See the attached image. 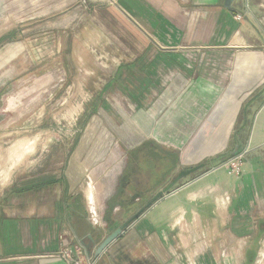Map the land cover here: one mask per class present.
Returning <instances> with one entry per match:
<instances>
[{"label": "crops", "instance_id": "crops-1", "mask_svg": "<svg viewBox=\"0 0 264 264\" xmlns=\"http://www.w3.org/2000/svg\"><path fill=\"white\" fill-rule=\"evenodd\" d=\"M224 1L79 0L66 16L70 37L79 32L75 18L105 22L113 44L102 45L132 51L142 78L180 73L162 92L174 96L151 134L176 148V163L161 178L174 167L203 165L123 228L98 264H252L257 258L264 233V0H231L230 8ZM8 30L0 27V38L13 34L0 39L3 63L27 45L26 36ZM124 63L107 81L123 77ZM244 149L239 175L219 166ZM221 168L234 176L208 180ZM58 171L48 178L45 171L0 174V264H65L56 255L59 234L82 245L85 255L104 238L97 240L83 210L71 206L68 173Z\"/></svg>", "mask_w": 264, "mask_h": 264}, {"label": "rangeland", "instance_id": "rangeland-1", "mask_svg": "<svg viewBox=\"0 0 264 264\" xmlns=\"http://www.w3.org/2000/svg\"><path fill=\"white\" fill-rule=\"evenodd\" d=\"M78 3L0 0L1 29H17V35L27 37L26 49L4 63L0 59V90L4 89L0 94V174L11 177L14 172L24 178L45 171L48 178L60 168L66 170L71 206L83 210L100 240L109 234L110 221L122 224L134 214L132 206L106 208L108 197L120 189L131 170L148 181L146 196L150 197L186 170L177 172L174 167L173 145L151 136L174 96L166 99L162 92L180 73L168 79L164 72L158 80L155 75L142 78L139 63H132V51L102 45L109 42L106 45L111 46L113 39L107 37L106 23L101 20L75 18L79 32L67 35L66 16ZM122 59L125 63L119 65V71L123 77L107 81L113 73L116 78L117 63ZM162 155L175 162V172L164 181L161 177L172 161L163 163ZM144 169L147 172L141 173ZM233 176L221 168L208 180ZM128 192L132 193L130 188ZM257 254L252 264H264V233Z\"/></svg>", "mask_w": 264, "mask_h": 264}, {"label": "flooded vegetation", "instance_id": "flooded-vegetation-1", "mask_svg": "<svg viewBox=\"0 0 264 264\" xmlns=\"http://www.w3.org/2000/svg\"><path fill=\"white\" fill-rule=\"evenodd\" d=\"M163 157H165V156H163ZM166 160L173 162V160L171 158L166 157V158H164L163 163ZM152 171H154V170L152 169ZM133 172H134V170H131L129 172L130 174L128 175V177L125 180L122 181V183L120 185V189L117 190V191H115L113 194H111L108 197L107 205H106V208H108V210L111 209V208L114 209L115 207H118L119 209H122L123 206H125L126 208H127V206H132V207H135L134 208L135 209L134 210V214H135V212H137L138 209L144 207L152 199V197L146 196V194H147L146 192L150 191L149 190L150 188H149L148 181H144L142 179V174H140V177H138V176H134V173ZM140 172L141 173L142 172H147V170L144 169V171L141 170ZM173 178H175V177H173ZM173 178H171V180ZM147 186H148V188H147ZM129 188L131 189V192L132 193L128 192V189ZM154 194H152V196ZM142 200H144V201H142ZM112 201L115 202L113 205H111L112 204ZM141 202H143V203H141ZM106 217H107V215H105V219H106ZM107 221L108 220H105V222H107Z\"/></svg>", "mask_w": 264, "mask_h": 264}, {"label": "built area", "instance_id": "built-area-1", "mask_svg": "<svg viewBox=\"0 0 264 264\" xmlns=\"http://www.w3.org/2000/svg\"><path fill=\"white\" fill-rule=\"evenodd\" d=\"M240 17L239 15L237 16ZM245 149L240 150L239 153L228 156L223 162L220 163V167L227 169L229 173L239 175L242 171L241 162L245 154ZM94 213V212H93ZM58 241L60 248L56 252V255L63 260L65 264H98L100 259L99 255L87 254L82 245L72 243L69 236L64 232L59 234Z\"/></svg>", "mask_w": 264, "mask_h": 264}, {"label": "water", "instance_id": "water-1", "mask_svg": "<svg viewBox=\"0 0 264 264\" xmlns=\"http://www.w3.org/2000/svg\"><path fill=\"white\" fill-rule=\"evenodd\" d=\"M230 1L231 0H225L224 1V3H226V7H228V8H230ZM202 166H203L202 164H199V165H195L193 168H189V169H186V170H181V172L175 178H173L171 181H169L168 184L164 188L158 190L152 196V199L144 207L138 209V211L135 212V214H133L132 216H130L129 218H127L125 221H123V223L121 225L116 226L111 232H109V234L107 236H105L97 245H95V247H94L93 250H91V247H87L86 253L88 255L89 254H93L94 256L95 255H100L105 250V248L109 245V243L111 241H113L115 238H117L118 236L121 235V233L124 230L123 228H125L126 226H128L134 220H136L138 218V216H140L141 214H143V212L146 209H148L149 207H151L152 204L156 200L160 199V197H162L165 193H167L169 190H171V188L175 184H177L178 181L182 177H186V176H188V175L196 172V170H199L200 168H202ZM88 238L91 239L90 235H88Z\"/></svg>", "mask_w": 264, "mask_h": 264}, {"label": "trees", "instance_id": "trees-1", "mask_svg": "<svg viewBox=\"0 0 264 264\" xmlns=\"http://www.w3.org/2000/svg\"><path fill=\"white\" fill-rule=\"evenodd\" d=\"M12 35L13 34H9V35H7L6 37L4 36H2V38H0V39H6V38H10V37H12ZM4 89H2V90H0V94H1V92L3 91ZM110 227V226H109ZM112 228H114V226H112ZM112 228H110V229H112ZM250 261H252V260H250Z\"/></svg>", "mask_w": 264, "mask_h": 264}]
</instances>
